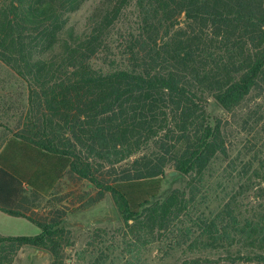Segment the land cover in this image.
<instances>
[{"label": "trees", "instance_id": "1", "mask_svg": "<svg viewBox=\"0 0 264 264\" xmlns=\"http://www.w3.org/2000/svg\"><path fill=\"white\" fill-rule=\"evenodd\" d=\"M0 61L28 90L26 121L0 147V211L40 228L0 234V264L21 246L58 254L59 220L19 202L25 188L48 196L67 169L109 191L139 239L199 253L239 246L220 258L264 264V140L254 131L264 119V0H0ZM210 99L231 113L254 104L241 116L249 136L237 158H247L224 166L231 176L239 167L229 199L208 195L229 155ZM131 156L132 173L100 178ZM166 166L187 183L162 199ZM251 195L256 205L244 202Z\"/></svg>", "mask_w": 264, "mask_h": 264}, {"label": "rangeland", "instance_id": "2", "mask_svg": "<svg viewBox=\"0 0 264 264\" xmlns=\"http://www.w3.org/2000/svg\"><path fill=\"white\" fill-rule=\"evenodd\" d=\"M86 7L84 4L78 13L85 11ZM27 97L26 83L10 67L0 61V147L7 137L19 130V127L26 121L24 114ZM253 106V102L245 103V106L241 105L231 113L216 107L211 99L209 100L208 110L212 114L221 116L227 124L229 148L227 161L218 164L214 169V174L207 179V185L210 187L208 195L211 197L217 193L218 195L226 194L229 199L231 194L237 190L239 184L237 172L241 166V157L239 154L237 158V154L238 150L244 149L243 146L247 143L246 137L249 136L242 129L241 116H245ZM261 110L264 109L261 108ZM262 121L254 127V131L260 130L258 136H261V141L264 140V134L261 135L260 129L264 124ZM133 158L134 156H131L114 165L105 164L98 171L100 178L104 181H111L124 173H132ZM235 158H237L236 163L239 167L233 171L231 176L228 175L229 171L227 172L224 166ZM244 158L246 160L247 157ZM244 160L241 161L244 162ZM169 168V166L164 168L165 177L160 192L162 199L173 189H185L187 183L186 177L172 178L177 171L174 175H169L168 172L174 170ZM200 198L199 195L198 199ZM89 200H93L94 203L89 207H84ZM248 201L253 205L257 204L253 195L244 202ZM216 204L217 202H213L210 207L215 208ZM245 204L241 205L242 212L245 210ZM203 205L201 209L204 208ZM19 206L22 211L39 220L57 218L64 232L56 256L48 249L21 246L11 264H180L184 259L204 254L212 259L209 264H256L244 261L230 262V259L220 258L228 252L233 255L237 250L244 251V248L239 246H229V251L219 249L199 253V251H189L186 245L169 250L164 240L161 244L157 241L150 244L144 238L139 239L142 231H139V238H137L130 232L117 211L112 194L109 191L101 193L99 187L69 169L65 171L48 196H41L25 188L21 194ZM205 212L207 213V210ZM39 232L40 228L27 219L0 211V234L34 235Z\"/></svg>", "mask_w": 264, "mask_h": 264}, {"label": "water", "instance_id": "3", "mask_svg": "<svg viewBox=\"0 0 264 264\" xmlns=\"http://www.w3.org/2000/svg\"><path fill=\"white\" fill-rule=\"evenodd\" d=\"M176 173L175 170H171L168 172L169 175H174ZM31 257H32V253L30 254V260H31Z\"/></svg>", "mask_w": 264, "mask_h": 264}]
</instances>
